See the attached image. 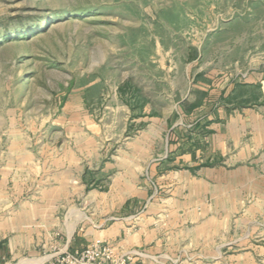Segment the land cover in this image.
Returning <instances> with one entry per match:
<instances>
[{"label":"rangeland","instance_id":"374dc122","mask_svg":"<svg viewBox=\"0 0 264 264\" xmlns=\"http://www.w3.org/2000/svg\"><path fill=\"white\" fill-rule=\"evenodd\" d=\"M257 66L264 0H0V232L15 246L9 264L85 246L112 218L160 232L170 244L162 264H264V163L181 181L177 150L203 109L169 136L170 121H145L192 87L199 103L196 84H238ZM238 96L212 93L240 109Z\"/></svg>","mask_w":264,"mask_h":264},{"label":"crops","instance_id":"0c3cea01","mask_svg":"<svg viewBox=\"0 0 264 264\" xmlns=\"http://www.w3.org/2000/svg\"><path fill=\"white\" fill-rule=\"evenodd\" d=\"M242 77L243 79H240L238 84L229 77L220 81L217 79L215 84V79L213 83L211 80L203 86L196 84L195 86L205 95L199 103L192 100V91H194L192 87L185 96L182 95L176 101L167 102L162 107L160 118L151 114L150 117L147 116L145 121L150 124L159 119L162 125L166 123L168 126L170 121L172 124L167 131L169 136L168 132L176 126L187 125L185 116L192 115L195 110L203 109L205 119L195 120L194 123L199 127L197 126L194 131L190 132L191 136L186 145L177 150V163H182L181 165L187 168L180 170L181 181L185 179L192 182L211 180L209 175L230 172L235 165L245 172H249L250 169L253 172L261 171L259 167L264 163V68L257 66L246 70ZM216 87L226 97L231 96L232 98L235 91L239 92L237 99L241 102L240 109H237L238 104H235V101L221 105L215 100L216 98L213 99L212 93ZM176 114L180 115V118L174 120ZM165 149L169 152L168 141H166ZM253 158L258 159L253 160ZM170 177L171 175H168V179ZM152 219L154 217L148 214L146 218L148 223ZM112 220L114 222L100 231L105 232V235L99 239L115 244L121 253L130 254L133 263L162 264L159 259L169 258L166 251L170 248V244L160 232H156L149 225L134 230L130 222L125 221L127 218H112ZM119 233L124 236L123 238L120 236V240L117 239ZM7 237V232H0V264L9 258L14 260L15 257V246ZM67 246L71 249H79L86 245L77 247L66 244L64 247ZM6 261L4 264H9L10 260ZM16 264L32 263L18 262Z\"/></svg>","mask_w":264,"mask_h":264},{"label":"built area","instance_id":"2783aa9c","mask_svg":"<svg viewBox=\"0 0 264 264\" xmlns=\"http://www.w3.org/2000/svg\"><path fill=\"white\" fill-rule=\"evenodd\" d=\"M43 264H135L128 253L109 241L96 239L83 248L63 247Z\"/></svg>","mask_w":264,"mask_h":264},{"label":"bare ground","instance_id":"6f19581e","mask_svg":"<svg viewBox=\"0 0 264 264\" xmlns=\"http://www.w3.org/2000/svg\"><path fill=\"white\" fill-rule=\"evenodd\" d=\"M48 257H43L39 264H41L43 261H45Z\"/></svg>","mask_w":264,"mask_h":264}]
</instances>
